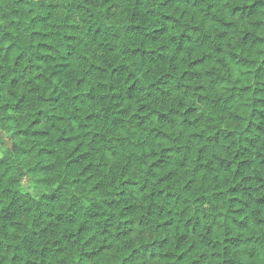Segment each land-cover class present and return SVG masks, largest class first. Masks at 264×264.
Returning a JSON list of instances; mask_svg holds the SVG:
<instances>
[{
	"label": "trees",
	"instance_id": "1",
	"mask_svg": "<svg viewBox=\"0 0 264 264\" xmlns=\"http://www.w3.org/2000/svg\"><path fill=\"white\" fill-rule=\"evenodd\" d=\"M1 134L0 264H264V0H0Z\"/></svg>",
	"mask_w": 264,
	"mask_h": 264
},
{
	"label": "rangeland",
	"instance_id": "2",
	"mask_svg": "<svg viewBox=\"0 0 264 264\" xmlns=\"http://www.w3.org/2000/svg\"><path fill=\"white\" fill-rule=\"evenodd\" d=\"M1 144L5 147L11 148L13 144V139L5 134H1ZM26 183L28 185V178L26 179Z\"/></svg>",
	"mask_w": 264,
	"mask_h": 264
}]
</instances>
